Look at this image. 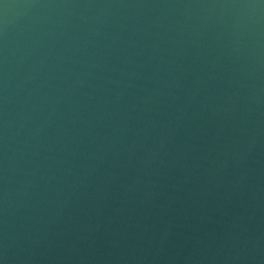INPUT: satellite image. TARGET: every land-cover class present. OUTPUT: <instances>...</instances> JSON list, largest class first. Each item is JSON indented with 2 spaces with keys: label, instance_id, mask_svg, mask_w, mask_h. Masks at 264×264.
<instances>
[{
  "label": "water",
  "instance_id": "water-1",
  "mask_svg": "<svg viewBox=\"0 0 264 264\" xmlns=\"http://www.w3.org/2000/svg\"><path fill=\"white\" fill-rule=\"evenodd\" d=\"M0 264H264V0H0Z\"/></svg>",
  "mask_w": 264,
  "mask_h": 264
}]
</instances>
